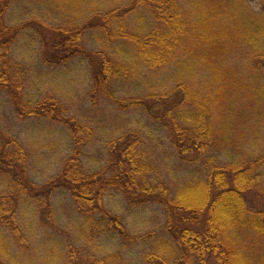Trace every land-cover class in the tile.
<instances>
[{
	"label": "trees",
	"instance_id": "trees-1",
	"mask_svg": "<svg viewBox=\"0 0 264 264\" xmlns=\"http://www.w3.org/2000/svg\"><path fill=\"white\" fill-rule=\"evenodd\" d=\"M16 1L20 0H0V96L16 121L13 125L24 122L27 130H33L41 120L52 123L65 135L67 153L58 160L53 176L41 175V183L32 181L26 149L0 124V264H8L11 242L20 247L30 239L29 219L41 225L44 239L56 238L46 251L50 264H129L133 258L135 264H264V142L258 140L264 132V0H256L257 8L250 5L254 0H125L123 6L89 10L83 20L66 24L43 19L37 27L39 34L28 31L30 36L22 38L26 43L18 48V38L30 26L23 23L28 21L24 15L40 19L41 11L24 13L27 7L19 11L21 2ZM211 18L216 29L209 24ZM90 31L99 32L98 37ZM206 34H212V41L229 52L223 55L225 63L208 60L200 69L189 58L195 55L190 50L201 39L205 44ZM100 37L105 44L99 45L104 49L98 57L85 43L95 45ZM30 46L31 51L26 49ZM33 50L46 70L87 59L92 97H103L126 113L151 108L153 100L172 154L182 166L187 165L183 183L172 190L163 180L144 178L148 166L140 159L144 149L135 134L124 147L115 149L114 140L101 145V153L89 155L96 128L70 115L68 106L56 96L59 75H50L52 82L44 74L35 81L52 94L34 98L27 93L22 62ZM126 64L133 71L130 74L147 70L163 75V81L156 82L159 86L150 83L145 97H118L113 84L122 77ZM206 71L211 72L209 77ZM218 73L227 83L210 81ZM137 82L139 88L148 81ZM220 87L230 88L225 92L228 97L221 99L235 109L229 114L232 117L224 115L230 126L225 141L229 152L224 154L211 149L212 131L203 122L211 101L207 96L215 97ZM35 132L39 131L28 135ZM107 132L101 130L99 135ZM246 132L252 138L249 141L243 137ZM242 140L244 151L237 146ZM245 151L249 153L240 158ZM114 193L138 210L141 218L146 206H160L161 235L136 232L138 227L126 224L111 204ZM61 195L70 200V211L55 205L54 199ZM21 207L35 217L20 223ZM82 225L94 230L95 236L87 239ZM61 230L76 247L69 241L61 243L65 237L56 235Z\"/></svg>",
	"mask_w": 264,
	"mask_h": 264
},
{
	"label": "rangeland",
	"instance_id": "rangeland-1",
	"mask_svg": "<svg viewBox=\"0 0 264 264\" xmlns=\"http://www.w3.org/2000/svg\"><path fill=\"white\" fill-rule=\"evenodd\" d=\"M44 1L45 0L16 1V4L17 2L24 3L17 4V9L19 11L24 6L27 7V9H25L26 11H24V13L27 14L30 13L32 9L41 11L40 19H35L34 17L32 18V16L24 15L26 16L28 21H25L23 23H29L30 26L28 27V29L22 32V37L18 38L16 42L17 48L19 44H21L22 46L24 45V43H26L23 41V37L28 38L30 36V33L32 32H37L39 34V30L37 27L41 26V22L43 19H48L50 23L53 24L57 22L58 24H66L70 23L73 20H76V18L83 20L86 14L89 13V10H102L104 7H120L123 6V3L125 2V0H47L46 4H44ZM40 3L41 5H39ZM250 3L252 8H257L256 0ZM205 5L206 3L204 4V8L209 10V8ZM206 17L207 15L205 16V18ZM21 19L22 17H20L19 21ZM134 20V24L139 25V22H136V18H134ZM209 24L213 29H216L218 27L217 24H213L212 18L209 20ZM94 32L93 34L98 37L99 32ZM91 35L92 34L89 33L88 36ZM212 38V34L211 36H207L206 34V37L203 38L205 44L204 42H201V39L200 44H197L196 46H194V48H191L190 51L195 54L194 56L197 57L198 55V58L189 56V58L191 57V60L195 62L194 64H199V66L201 67V65L204 66L208 60L213 59H216L217 62L225 63L223 60V55L229 52L228 49L221 48L220 46H218V44H215L212 41ZM103 44L105 43L103 42L102 37L98 38L95 45L90 44V42L85 43L86 47L91 52H93L95 56L98 57V52L104 49L99 45ZM112 46H116V43L113 42ZM26 49L31 51L32 47L30 46ZM32 52L33 54L31 52L29 54H26L24 56V61L22 62L25 65L27 93H29V95L31 96H34V98H40L41 96H44V94L48 93L52 94V91H50V89H41V86H37L35 81L38 77H40L41 75L43 76L44 74V76H47L52 82V79L54 78L50 77V75H55L54 73L59 75L58 77L56 76V78L57 84H60L57 85L58 89H60V93L56 94V96L63 100L68 106L70 115H73L82 123H86L89 126H92L94 129L96 128V142H93V146L89 150L91 152L89 155H97L101 153L99 152L101 151V149H99L101 145L102 147H105L108 143L112 144L114 140L115 144L113 147L115 149H119L120 146L124 147L127 144V140L128 142H131L133 140L132 135L135 134L136 136H138V138H140L142 148L144 149V152L141 154L140 159L148 166L147 168L145 167L146 169L144 170V172L146 177L144 178L149 179L150 181L163 180L172 190H175L181 185V183H183V181L187 178V175L185 174V176H183L182 173H185V171L187 172V170H185L187 165L182 166L179 160L174 157V154H172L173 150L170 145L167 131L161 126L160 118H157L160 116L161 112L158 109V106L154 104L153 100L150 105L151 108L139 109L141 111L136 110L126 113L120 110L116 105L113 106L110 103L104 101L103 97L98 96L97 99L92 97V91L90 87L92 80V77L90 75L91 66L87 59L80 58L63 68L46 70L41 64V61L36 52L34 50ZM213 54H215V56H213ZM120 59L123 60L124 58L120 57ZM127 65L128 64H126V67L124 69L125 72L123 73L122 77L115 81L113 84L114 88L119 91L116 94V96L118 97H138L142 96V94H144L143 96L145 97L146 92L150 89V83L154 82V86H159L156 82L163 81V75L155 74L152 72L149 73L150 71L147 70H140L137 72V74H130L132 70L128 68ZM140 68H142V66ZM202 68L204 67H201L200 69ZM48 71L53 72V74L47 75ZM126 72H128L129 74L126 75ZM210 74L211 72L206 71L207 77H209ZM166 75H169V73H166L165 76ZM227 75L228 73H225L226 77H232V75ZM210 77V81L215 82V84H218L220 80L221 82L227 83V81L225 82L224 80L225 77H221L220 73H218V76L215 75L214 77ZM139 79H141L142 81L144 79L149 83L147 82L145 85L142 84L139 88H137V83H140L137 82V80ZM164 80L166 81V77H164ZM219 85L221 86V84ZM228 89L230 90V88ZM228 89L220 87V91L218 94H216L215 97H210V95L207 96V98H211L210 106L206 108L203 115V122L205 126L209 127L212 131L211 136L213 145L210 147L214 152H217V150H219L222 154L229 152V150L227 149L229 148V145L225 141L226 137H229L228 134L230 126H228L229 123L227 122V118L224 115H229L230 112H235L234 105L232 103H230L226 99H221L223 97H228L225 95L226 91L228 93ZM0 102L2 103L0 112V124L2 126V129L9 130V135L19 140V142L26 149L29 163V177L31 178V180L33 181L34 179L35 182L41 183V178L46 174L53 176L58 169V160L67 153L64 147L65 135L57 131L58 129L52 123H48L43 120H41L40 125L35 126L37 130L33 129L39 132H35L34 135H28V133L33 130L30 128L27 130L28 127H25L26 124H24V122H18L13 125L16 121L10 118V108L4 96H0ZM227 106L229 107L228 110L223 112L224 108ZM231 121V123H233L234 119ZM222 128H227L228 131L226 133H221L220 129ZM101 130H107L108 132L107 134H104L103 137H101L99 135V131ZM47 132L49 134H47ZM56 132L58 133L57 136H55ZM243 137L248 141L252 139L247 132L246 134L244 133ZM119 139H121V141H119ZM32 140H34V142H41L36 145L33 144L34 142H31ZM258 140H260V144L264 142V132L260 133ZM244 141L245 140H242L237 145L239 150L244 147ZM241 151H244V149H242ZM248 153L249 151H245L240 155V158L245 157V155H247ZM41 156L46 157L41 159ZM39 159H41V161ZM33 165L34 167L32 173L34 178L32 177V173L30 170L31 166ZM35 165L37 166L36 168L39 171L38 174L34 173ZM41 167H43L42 170ZM113 195L114 196L112 197L111 204L116 206V212L122 214L121 217H123L126 224H130L132 227L134 225L138 227V229H136V232L152 233L156 236L161 235L159 227L160 225L162 226L161 223L163 222V209L160 206H146L147 210L142 213V217H144L141 218L138 210H135L134 207H130L126 204V202L124 203V201H122V196L119 197L116 193H114ZM69 201L70 200L65 195L57 196L56 199H54V203L57 207L64 206L66 208L65 210L68 211L71 210V208L68 207L71 205ZM20 204H22V202ZM34 217L35 214L33 212H30V210L24 211L22 207L20 208V223L25 222L26 218L28 219ZM140 223L141 225H139ZM26 224L31 227L30 239L27 241L30 244L25 242V246L18 247L14 242H11V244H9V251L11 252V254L7 257L6 262L8 264H50L51 256L47 254L46 251L54 246L56 238H52L51 241L44 239V237L41 236V225H39L38 222H33L29 219L28 222L26 221ZM74 224L78 225V223ZM20 227H22L21 229L24 230L22 225H20ZM82 229L85 232V235H88L87 239L89 237H92V235L95 236V233H93L94 230H89L87 225L85 227H83L82 225ZM62 232L66 233V231L61 230L56 234L60 239L65 237ZM71 238L72 240H74L73 237ZM69 240L70 237H65L61 240V243L65 244ZM84 241L86 240L84 239ZM69 243L71 244V247H76L73 244L74 241H69ZM57 257L60 261L63 259V257L60 255ZM135 263V258L130 259L129 264ZM52 264L54 263L52 262Z\"/></svg>",
	"mask_w": 264,
	"mask_h": 264
}]
</instances>
